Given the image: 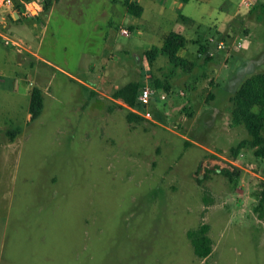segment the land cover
Returning a JSON list of instances; mask_svg holds the SVG:
<instances>
[{
	"label": "rangeland",
	"instance_id": "374dc122",
	"mask_svg": "<svg viewBox=\"0 0 264 264\" xmlns=\"http://www.w3.org/2000/svg\"><path fill=\"white\" fill-rule=\"evenodd\" d=\"M131 1L141 16L122 0H52L36 18L31 5L21 25L0 15V264H264L263 159L250 146L233 155L249 136L229 113L239 83L264 70V0ZM169 32L188 39L183 65L161 53L150 65L145 51ZM154 78L170 90L155 88L165 99L153 96L151 119L108 98ZM201 223L206 259L187 237Z\"/></svg>",
	"mask_w": 264,
	"mask_h": 264
},
{
	"label": "trees",
	"instance_id": "16d2710c",
	"mask_svg": "<svg viewBox=\"0 0 264 264\" xmlns=\"http://www.w3.org/2000/svg\"><path fill=\"white\" fill-rule=\"evenodd\" d=\"M115 2L116 0H111ZM186 1V0H183ZM125 10L136 17L141 16L143 8L131 0H122ZM49 1L44 3L43 10H47ZM8 18L12 20L11 16ZM180 20H187L181 17ZM184 35L178 32H169L164 38L160 47H151L145 51L147 61L151 63L155 60L159 53L166 56L168 61L173 65H183L184 60L179 57L178 53L183 49L187 43ZM198 44L197 56L203 61L209 62L214 59L210 55L211 46L208 41ZM153 87L157 90H170L168 82L154 78ZM139 84L136 82H129L126 85L118 88L113 94L114 99L121 100L124 104L131 108H139L137 96L139 93ZM231 106L229 113L231 117V125H243L249 136L248 139L242 140L236 147L232 148L234 156H237L240 150L246 146L253 148L255 156L263 159L264 164V70L252 72L246 76L229 97ZM43 108V97L40 91L34 89L30 95L29 113L31 120L36 119ZM128 121L140 120V116L134 113L127 115ZM11 140L17 135V132H8ZM254 213L258 219L264 220V184L261 187L257 205L253 208ZM209 227L206 223H201L197 229L189 230L187 237L192 246L193 254L198 259H206L212 252V241L208 235Z\"/></svg>",
	"mask_w": 264,
	"mask_h": 264
},
{
	"label": "built area",
	"instance_id": "2783aa9c",
	"mask_svg": "<svg viewBox=\"0 0 264 264\" xmlns=\"http://www.w3.org/2000/svg\"><path fill=\"white\" fill-rule=\"evenodd\" d=\"M257 0H242L241 5L243 7H252ZM45 0H36L34 2V8L38 10H42L43 4ZM13 9L14 4L12 0H0V15L3 13V9ZM28 10V9H27ZM29 12V10H28ZM122 34H129L127 30L123 29L121 31ZM223 46L222 42H219L218 48H221ZM210 55H212V52H210ZM157 95L160 100L165 99V94L164 93H159L155 88H152L151 86L145 85L140 88L138 96H137V102L139 105V108L142 109V112L137 110V108L133 109L134 112L138 113L145 119H151V113L146 109L149 103L151 102V99L153 96Z\"/></svg>",
	"mask_w": 264,
	"mask_h": 264
},
{
	"label": "crops",
	"instance_id": "0c3cea01",
	"mask_svg": "<svg viewBox=\"0 0 264 264\" xmlns=\"http://www.w3.org/2000/svg\"><path fill=\"white\" fill-rule=\"evenodd\" d=\"M36 0H30L29 2H27L26 0H12L13 4H14V8L13 9H3L6 13H7V16L10 15L11 18H12V22L16 23V24H20V21L21 19H23L25 16H26V10L28 9L30 14H31V9H30V6L31 5H34V2ZM57 1V0H55ZM179 1H183V0H179ZM187 1V0H186ZM112 2V1H111ZM181 4V2L179 3ZM52 5V0H49V7L47 10H38L36 8H34V11H35V14H31L33 18H36L38 15H40L42 12H48V10L50 9ZM127 12V11H126ZM128 13V12H127ZM187 20L183 21V22H192L191 20H189L187 17H185ZM25 19V18H24ZM21 25V24H20ZM22 27V26H21ZM24 32L28 33H33V31L35 30V27H31L30 29H27V28H23ZM25 33V34H26ZM183 35V34H182ZM186 38V37H185ZM187 39V38H186ZM188 40V39H187ZM187 44V43H186ZM186 46V45H185ZM185 48V47H184ZM33 54V53H32ZM34 55V54H33ZM42 59V58H41ZM67 73V72H66ZM68 74V73H67ZM68 76H71L72 78H74L72 75L68 74ZM81 85L85 86V87H88V88H91L89 87L86 83H84L82 80L80 79H77L75 78ZM143 87V86H142ZM120 87H115L114 88V91L112 92V94ZM112 94L110 97H108L110 100H112L113 102H115L116 104L118 105H121L122 107H124L123 105H126L124 104L121 100L119 99H114L112 97ZM127 106V105H126ZM131 108V107H130Z\"/></svg>",
	"mask_w": 264,
	"mask_h": 264
}]
</instances>
